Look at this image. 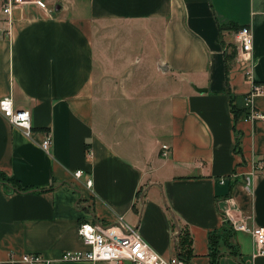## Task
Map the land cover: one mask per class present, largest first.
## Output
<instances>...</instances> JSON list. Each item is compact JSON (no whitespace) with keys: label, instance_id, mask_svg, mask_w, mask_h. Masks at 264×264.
<instances>
[{"label":"crops","instance_id":"obj_1","mask_svg":"<svg viewBox=\"0 0 264 264\" xmlns=\"http://www.w3.org/2000/svg\"><path fill=\"white\" fill-rule=\"evenodd\" d=\"M24 2L7 15L0 0V99L32 128L0 113V174L20 187L0 180V264H92L60 259L87 249L81 222L119 219L170 259L173 218L189 264H213L210 235L215 264H264L229 222L264 228V121L246 120L264 115V0Z\"/></svg>","mask_w":264,"mask_h":264},{"label":"built area","instance_id":"obj_2","mask_svg":"<svg viewBox=\"0 0 264 264\" xmlns=\"http://www.w3.org/2000/svg\"><path fill=\"white\" fill-rule=\"evenodd\" d=\"M24 0H3V13L9 14L12 8H16L24 4ZM35 4L46 9V6L41 1H36ZM236 41L242 53H249L252 49L253 36L249 27H241L236 33ZM262 88L256 84L253 85L249 98L262 93ZM0 113L7 122L14 128L23 131L25 136H30L31 115L28 111L14 109L13 102L10 97L0 99ZM247 121L263 120L264 115L251 111L247 117ZM51 140L48 135L41 143V150L44 153L49 152ZM162 150H167L166 146H162ZM254 171H260L263 168L261 161L254 164ZM84 173L75 171L73 178L75 181H80ZM92 181L86 178L84 186L90 189ZM230 226L234 231L249 233L252 237L258 254L263 253L264 249V228H249L244 223L235 224L231 219ZM77 234L85 247L87 248L82 253L65 252L61 255L62 262H89L92 264H187L177 255L164 259L160 257L137 233L135 228L126 227L119 219L112 225H101L96 222H81L77 227ZM14 262L12 259L10 260ZM21 264H51L50 261L44 259L39 254H23L20 257Z\"/></svg>","mask_w":264,"mask_h":264},{"label":"trees","instance_id":"obj_3","mask_svg":"<svg viewBox=\"0 0 264 264\" xmlns=\"http://www.w3.org/2000/svg\"><path fill=\"white\" fill-rule=\"evenodd\" d=\"M0 180L9 184L10 186L17 188L18 190H20V187L16 184V182H12L11 180L6 179L1 174H0ZM209 239H210L209 241H210V248H211L210 256L212 257L213 264H215L217 254L215 253L216 251H215V248L213 246L216 242V238L214 235H210ZM176 243H177V256L181 260H183L184 262L189 264V260L191 258V248H190L191 241H190V238L188 236V233L180 230V233L177 236V242Z\"/></svg>","mask_w":264,"mask_h":264},{"label":"water","instance_id":"obj_4","mask_svg":"<svg viewBox=\"0 0 264 264\" xmlns=\"http://www.w3.org/2000/svg\"><path fill=\"white\" fill-rule=\"evenodd\" d=\"M173 222H174V226L176 227V229H177V234H179V232H180V229H179V227L177 226V223H176V221H175V219L173 218Z\"/></svg>","mask_w":264,"mask_h":264},{"label":"rangeland","instance_id":"obj_5","mask_svg":"<svg viewBox=\"0 0 264 264\" xmlns=\"http://www.w3.org/2000/svg\"><path fill=\"white\" fill-rule=\"evenodd\" d=\"M45 2H47V0H44ZM52 3V1L50 2V4ZM51 5H49L48 4V7H50ZM129 54V53H128ZM223 237H225V239L227 238L226 236H228L226 233H224L223 235H222ZM221 238V237H220Z\"/></svg>","mask_w":264,"mask_h":264}]
</instances>
